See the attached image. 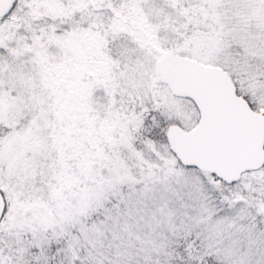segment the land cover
<instances>
[{"label":"snow or ice","instance_id":"obj_1","mask_svg":"<svg viewBox=\"0 0 264 264\" xmlns=\"http://www.w3.org/2000/svg\"><path fill=\"white\" fill-rule=\"evenodd\" d=\"M0 264H264V0H0Z\"/></svg>","mask_w":264,"mask_h":264}]
</instances>
